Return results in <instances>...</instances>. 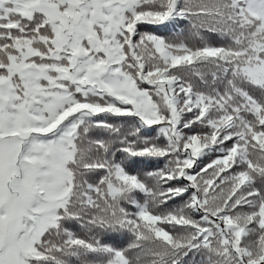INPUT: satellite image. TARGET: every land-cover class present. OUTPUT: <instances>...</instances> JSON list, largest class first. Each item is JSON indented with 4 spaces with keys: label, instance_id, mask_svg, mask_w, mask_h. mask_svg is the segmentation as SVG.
I'll use <instances>...</instances> for the list:
<instances>
[{
    "label": "snow or ice",
    "instance_id": "6c2138e0",
    "mask_svg": "<svg viewBox=\"0 0 264 264\" xmlns=\"http://www.w3.org/2000/svg\"><path fill=\"white\" fill-rule=\"evenodd\" d=\"M0 264H264V0H0Z\"/></svg>",
    "mask_w": 264,
    "mask_h": 264
}]
</instances>
